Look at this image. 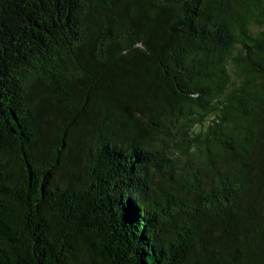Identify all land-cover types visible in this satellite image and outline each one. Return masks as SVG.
<instances>
[{
    "label": "trees",
    "instance_id": "16d2710c",
    "mask_svg": "<svg viewBox=\"0 0 264 264\" xmlns=\"http://www.w3.org/2000/svg\"><path fill=\"white\" fill-rule=\"evenodd\" d=\"M2 264H264V0H0Z\"/></svg>",
    "mask_w": 264,
    "mask_h": 264
},
{
    "label": "water",
    "instance_id": "95a60500",
    "mask_svg": "<svg viewBox=\"0 0 264 264\" xmlns=\"http://www.w3.org/2000/svg\"><path fill=\"white\" fill-rule=\"evenodd\" d=\"M0 264H2V263L0 262Z\"/></svg>",
    "mask_w": 264,
    "mask_h": 264
}]
</instances>
